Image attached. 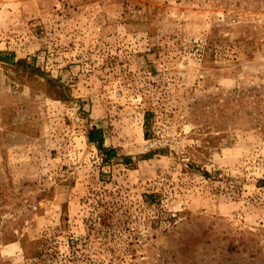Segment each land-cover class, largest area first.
Returning a JSON list of instances; mask_svg holds the SVG:
<instances>
[{
	"label": "rangeland",
	"instance_id": "1",
	"mask_svg": "<svg viewBox=\"0 0 264 264\" xmlns=\"http://www.w3.org/2000/svg\"><path fill=\"white\" fill-rule=\"evenodd\" d=\"M262 26L264 0H0V264H264Z\"/></svg>",
	"mask_w": 264,
	"mask_h": 264
},
{
	"label": "trees",
	"instance_id": "2",
	"mask_svg": "<svg viewBox=\"0 0 264 264\" xmlns=\"http://www.w3.org/2000/svg\"><path fill=\"white\" fill-rule=\"evenodd\" d=\"M146 127L148 128V123L146 124ZM88 138L89 142L95 144L97 149L103 154L104 160L110 161L111 159L115 158V156H117V150L114 147L105 146L104 132L101 128L93 127L92 129H90L88 132ZM125 158L127 160V163H129V160H131V158ZM40 255L41 252L36 251L35 255L32 257H39Z\"/></svg>",
	"mask_w": 264,
	"mask_h": 264
},
{
	"label": "built area",
	"instance_id": "3",
	"mask_svg": "<svg viewBox=\"0 0 264 264\" xmlns=\"http://www.w3.org/2000/svg\"><path fill=\"white\" fill-rule=\"evenodd\" d=\"M232 20H233L232 22H236L235 17ZM262 28L264 29V26H262ZM260 41L263 42L262 45L264 46V36L261 37Z\"/></svg>",
	"mask_w": 264,
	"mask_h": 264
}]
</instances>
